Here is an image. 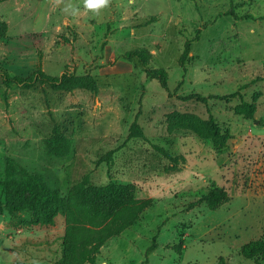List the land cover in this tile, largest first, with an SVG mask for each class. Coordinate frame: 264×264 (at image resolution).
<instances>
[{
  "label": "rangeland",
  "instance_id": "1",
  "mask_svg": "<svg viewBox=\"0 0 264 264\" xmlns=\"http://www.w3.org/2000/svg\"><path fill=\"white\" fill-rule=\"evenodd\" d=\"M141 48L151 52L148 67L166 69L169 90L149 77L145 58L128 61ZM39 68L91 74L99 89L4 83V71L28 77ZM191 93L208 101L180 97ZM255 94L254 118L237 114ZM174 112L213 116L230 130L228 145L216 149L185 128L170 132ZM136 119L146 138L129 137ZM55 127L72 142L66 157L45 151ZM154 145L179 163L170 168ZM112 150V162L99 163ZM7 156L63 195L88 176L97 186L134 184L136 197L154 199L103 245L95 264H217L221 256L226 264H264V255L240 254L264 239V0H107L95 9L86 0H0V178ZM213 184L228 192V203L188 207ZM25 215L0 207V264H56L66 217L45 225Z\"/></svg>",
  "mask_w": 264,
  "mask_h": 264
},
{
  "label": "trees",
  "instance_id": "2",
  "mask_svg": "<svg viewBox=\"0 0 264 264\" xmlns=\"http://www.w3.org/2000/svg\"><path fill=\"white\" fill-rule=\"evenodd\" d=\"M6 27V24H3ZM190 52V42H186L185 49L180 56V63L185 65ZM137 53V54H135ZM145 58L144 67L151 79L159 81L160 85L168 88V72L162 67H148L152 55L146 48L137 52L127 53V59L134 62V57ZM7 86L22 85L25 88L34 87L37 84H48L54 90L72 91L86 89L97 92L98 81L91 74L76 75L64 72L61 76L47 74L39 68L28 77L12 76L8 71L2 74ZM237 93L226 96L233 97ZM258 95L255 94L252 102L243 101L236 105L235 112L254 118L257 111ZM184 100H196L206 103L208 98L197 93L180 96ZM177 128H185L195 132L201 138H208L216 149H222L228 145L232 136L230 130L221 128L213 116L203 119L194 113L174 112L170 116L169 131ZM130 138H146L143 128L136 119L130 127ZM72 142L70 138L55 127L53 133L44 139V148L48 155L66 157L71 152ZM165 154L174 168L179 163V158L172 156L168 150L159 145H154ZM113 150L103 156L99 163L113 160ZM228 192L216 184H213L209 193L197 201L190 202L192 208L204 202L210 209L220 208L230 201ZM153 198L136 197L134 184H121L109 182L104 185H94L88 176L77 182L67 193L61 194L58 190L49 187L44 179L23 167L13 157L5 158L4 174L0 178V207H5L11 213L25 212L23 221L27 223L53 224L57 215L66 217L67 226L65 234L61 237L62 255L56 260V264H95L101 249L111 238L121 235L126 229L136 224L144 210L153 204ZM157 247L156 240L148 249L147 255ZM183 242L174 245L178 253H182ZM240 254L246 258H258L264 255V239L252 240L242 246ZM147 258L145 262H147ZM217 264H226L225 257L221 256Z\"/></svg>",
  "mask_w": 264,
  "mask_h": 264
},
{
  "label": "clouds",
  "instance_id": "3",
  "mask_svg": "<svg viewBox=\"0 0 264 264\" xmlns=\"http://www.w3.org/2000/svg\"><path fill=\"white\" fill-rule=\"evenodd\" d=\"M107 0H86V6L88 8H98L106 4Z\"/></svg>",
  "mask_w": 264,
  "mask_h": 264
}]
</instances>
